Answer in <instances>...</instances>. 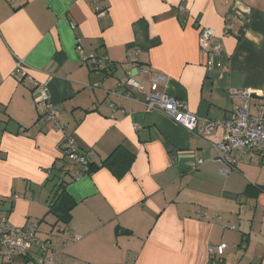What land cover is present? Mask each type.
<instances>
[{
    "label": "crops",
    "instance_id": "0c3cea01",
    "mask_svg": "<svg viewBox=\"0 0 264 264\" xmlns=\"http://www.w3.org/2000/svg\"><path fill=\"white\" fill-rule=\"evenodd\" d=\"M94 1L0 0V210L17 226L46 218L39 227L54 264H214L208 247L222 242L219 264H264V158L246 152L226 175L207 138L110 93L143 64L165 74L168 93L200 126L228 116L234 90L264 92V0H96L103 16ZM180 4L188 16L174 9ZM200 26L223 45L225 60L211 73ZM89 54L109 62L93 65ZM20 59L32 79L16 76ZM41 82L65 131L38 120ZM66 136L97 163L120 146L114 166L126 168L120 178L103 166L72 179V221L58 230L46 213Z\"/></svg>",
    "mask_w": 264,
    "mask_h": 264
},
{
    "label": "built area",
    "instance_id": "2783aa9c",
    "mask_svg": "<svg viewBox=\"0 0 264 264\" xmlns=\"http://www.w3.org/2000/svg\"><path fill=\"white\" fill-rule=\"evenodd\" d=\"M93 5L98 16L106 14L107 8L97 6L96 0ZM176 7L181 12H187L182 4ZM231 27L230 21L227 20L226 33ZM199 41L201 51L207 56L206 68L211 73L215 66H221L225 60L223 45L218 39L216 30L208 26H200ZM135 54V52L129 53V61L132 64L135 62ZM83 60L93 65L109 62L106 56L98 57L94 54L84 55ZM135 69V75L131 74L120 80L110 93L117 100L124 98L139 101L146 112H160L190 132L207 138L216 150L217 160L225 166L224 174L228 175L246 152L264 158V92L262 90L248 88L234 90L230 96L233 107L229 115L219 119H205L200 126V118L189 110L186 102L168 93L165 74L152 72L143 64L136 65ZM15 74L19 80L32 79L25 62L21 59L16 62ZM33 99L38 110L39 122L50 129L65 131V124L59 117L60 109L51 100L47 82L37 83L34 86ZM60 146L65 147L64 157L81 165L85 173L88 172L92 157L77 148L73 137L66 136ZM235 150L240 151L238 156L234 155ZM17 197L18 194L14 195V198ZM38 228L36 222L24 226L14 225L0 210V264H54L56 252L47 254L50 242L38 235ZM75 238L79 239V236ZM227 247L226 242L210 244L208 247L210 258L222 256ZM34 249L39 251L36 258H32L30 254Z\"/></svg>",
    "mask_w": 264,
    "mask_h": 264
},
{
    "label": "trees",
    "instance_id": "16d2710c",
    "mask_svg": "<svg viewBox=\"0 0 264 264\" xmlns=\"http://www.w3.org/2000/svg\"><path fill=\"white\" fill-rule=\"evenodd\" d=\"M174 9L176 11H178V14H181V11L177 7H174ZM186 13H187L186 16H188V12H185V14ZM186 16H184V20L186 19ZM179 18H183V16H179ZM119 147L116 148L115 150H113L100 163H97L94 159H92L89 162V170L87 173H92V172L98 170L99 168H101L103 166H107V167H110L116 173L117 177H119V178L122 177V175L124 174V169L126 167L121 169V168H119L118 165L114 166V163H116L114 160L115 154H116L117 150L119 149ZM62 150L64 151L65 147L64 148L62 147ZM82 152L86 153L85 151H82ZM86 154H88V153H86ZM237 165L234 169L238 168ZM53 169L55 170V172H54V174L50 180L53 181L55 188L52 189V195H51V198L49 201V209H48L46 215L51 214L54 216L55 221L51 224L53 226V229H55L54 227L57 226L58 230H62L63 228H66L67 226L70 225V223L72 221V217H73L72 211H73V208L76 204V200L67 191V184L72 179H74L78 175L84 174L85 172H84L81 165L69 160L67 157H64L60 161L59 164L54 166ZM122 170H123V172H122ZM257 188L260 191L264 190L263 186H257ZM244 193H248V191L246 190ZM42 221H47V219L43 218L40 221V223ZM36 223L38 224V226L40 225L39 222H36ZM45 240L50 242V246L47 250V254L54 253L55 250L52 246L51 240L49 238H46ZM243 240H245V242H249L248 238H244ZM38 253H39L38 249H34L33 253H30V254H31L32 258H36L38 256ZM56 253H55V255H56ZM55 255H54V257H55ZM222 256H218V257L215 256L214 258H211V259H212L214 264L223 263L222 259L224 257H222Z\"/></svg>",
    "mask_w": 264,
    "mask_h": 264
},
{
    "label": "rangeland",
    "instance_id": "374dc122",
    "mask_svg": "<svg viewBox=\"0 0 264 264\" xmlns=\"http://www.w3.org/2000/svg\"><path fill=\"white\" fill-rule=\"evenodd\" d=\"M259 156V155H258ZM257 159L259 160V162L261 161V158L260 157H257ZM257 159H254V160H257ZM257 160V161H258ZM57 182V181H56ZM51 188H55V185H54V183H51V187L49 186V189L51 190ZM40 226V225H39ZM42 226H44L45 228H47V224L46 223H43L42 224ZM233 227V226H232ZM230 230V229H229ZM241 231V230H240ZM239 230L237 231V230H233V231H231L230 230V232H231V235L232 236H234V238H238L239 237V232H240ZM232 232H234V233H232ZM38 235L42 238V239H46V238H44L43 237V232H42V229H40V227L38 228ZM232 249H234V247H232ZM238 249H236V251L234 250V252L232 253H230V255H231V260L233 261V262H235V261H237L238 260V257H239V254H240V252H241V250L239 249L238 251H237ZM243 252V251H242Z\"/></svg>",
    "mask_w": 264,
    "mask_h": 264
},
{
    "label": "water",
    "instance_id": "95a60500",
    "mask_svg": "<svg viewBox=\"0 0 264 264\" xmlns=\"http://www.w3.org/2000/svg\"><path fill=\"white\" fill-rule=\"evenodd\" d=\"M136 74V69L134 70V72H133V75H135Z\"/></svg>",
    "mask_w": 264,
    "mask_h": 264
}]
</instances>
